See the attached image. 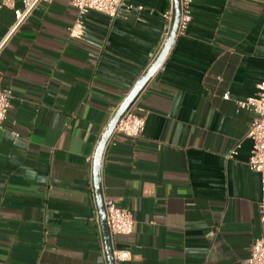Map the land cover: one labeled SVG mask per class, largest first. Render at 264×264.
<instances>
[{
    "label": "crops",
    "instance_id": "obj_1",
    "mask_svg": "<svg viewBox=\"0 0 264 264\" xmlns=\"http://www.w3.org/2000/svg\"><path fill=\"white\" fill-rule=\"evenodd\" d=\"M21 6V0L18 1ZM173 0L91 10L40 3L0 50V264H108L92 161L112 116L161 49ZM192 21L142 91L140 137L114 134L104 200L132 211L121 264H245L264 233L250 169L253 114L236 101L264 80V0H194ZM15 20L0 8V43ZM229 92L230 98L224 99ZM239 145V146H238Z\"/></svg>",
    "mask_w": 264,
    "mask_h": 264
},
{
    "label": "built area",
    "instance_id": "obj_2",
    "mask_svg": "<svg viewBox=\"0 0 264 264\" xmlns=\"http://www.w3.org/2000/svg\"><path fill=\"white\" fill-rule=\"evenodd\" d=\"M19 0H0V8L8 7L13 10L15 15L14 23L8 35L1 41L0 50L16 29L22 26L32 15L34 9L42 2H51L52 0H21L22 5H18ZM71 6L77 9L78 17L74 24L69 28V34L74 38H82L85 34V23L83 17L91 10L106 13L112 18L119 15L121 7L125 0H68ZM194 0H181V20L178 36L184 34L190 22L192 21ZM165 18L169 27L173 18V8L165 13ZM256 92L236 101L238 110L244 109L253 114L247 138L252 141L251 155L248 160L250 169L257 171L261 175L262 181V199L259 203V213L264 221V80L256 85ZM143 91V90H142ZM142 91L133 100L127 110L118 121L113 134H122L128 137H140L146 127V115L142 113L143 108L140 105ZM13 94L11 90H0V127L5 122ZM230 93L224 95V99H229ZM112 137V136H111ZM239 146V145H238ZM107 223L113 241V254L116 264L130 261L132 252L128 248L116 246L115 237L118 235H129L135 229V219L131 210L123 208L116 204L113 199L104 200ZM245 264H264V233L255 239L248 259Z\"/></svg>",
    "mask_w": 264,
    "mask_h": 264
},
{
    "label": "water",
    "instance_id": "obj_3",
    "mask_svg": "<svg viewBox=\"0 0 264 264\" xmlns=\"http://www.w3.org/2000/svg\"><path fill=\"white\" fill-rule=\"evenodd\" d=\"M182 8L181 0H173V18L169 27L168 34L164 40V43L154 57L148 68L144 71L135 85L132 87L129 94L124 98L114 115L112 116L107 127L103 131L93 156L92 161V180L94 188V198L96 203V208L99 214L100 229L103 238L104 251L108 264H116L113 254V241L110 233V229L107 223V214L104 203V196L102 192V162L104 157V152L106 150L107 144L113 134V131L120 120L123 113L127 110L133 100L139 95V93L144 89L149 80L155 75V73L160 69L167 59L177 37L180 26Z\"/></svg>",
    "mask_w": 264,
    "mask_h": 264
}]
</instances>
